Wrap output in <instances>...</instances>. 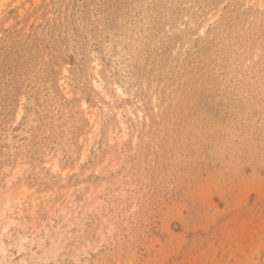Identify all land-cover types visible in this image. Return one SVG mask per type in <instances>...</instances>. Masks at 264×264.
<instances>
[{
  "label": "rangeland",
  "instance_id": "obj_1",
  "mask_svg": "<svg viewBox=\"0 0 264 264\" xmlns=\"http://www.w3.org/2000/svg\"><path fill=\"white\" fill-rule=\"evenodd\" d=\"M0 264H264V0H0Z\"/></svg>",
  "mask_w": 264,
  "mask_h": 264
}]
</instances>
